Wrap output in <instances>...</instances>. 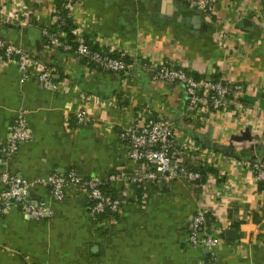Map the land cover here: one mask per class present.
<instances>
[{
    "label": "crops",
    "instance_id": "0c3cea01",
    "mask_svg": "<svg viewBox=\"0 0 264 264\" xmlns=\"http://www.w3.org/2000/svg\"><path fill=\"white\" fill-rule=\"evenodd\" d=\"M7 1L0 37L58 67L74 83L52 91L34 80L21 82L15 64L0 65V146L9 141L20 108L29 110L31 128V138L8 161L11 171L35 180L66 175L70 169L83 177H105L135 168L118 133L146 103L188 131L183 123L186 93L179 86L154 83L135 72L92 73L74 55L47 52L34 23H46L62 0ZM21 9L29 15L23 16L26 25L10 17ZM70 16L84 26L91 43H119L133 54L173 59L199 74L219 71L230 81L264 91V0H219L217 23L206 21L184 0H81ZM79 91L87 94L86 102ZM118 92L131 97L129 113L103 106ZM257 98L251 92L245 100L256 103ZM81 108L95 118L93 123L76 121ZM191 132L218 157L214 177L202 186L185 181L138 185L135 190L139 196L146 191V201L139 197L126 204L117 225L105 228L91 215L86 194L71 190L60 201L51 185L38 184L28 199L46 202L52 213L42 219L29 218L19 208L0 214V264H197L210 256L188 242L198 206L207 208L210 232L220 240V264H264V183L246 166L264 156V100L250 117H207ZM119 186H110L114 196Z\"/></svg>",
    "mask_w": 264,
    "mask_h": 264
},
{
    "label": "built area",
    "instance_id": "2783aa9c",
    "mask_svg": "<svg viewBox=\"0 0 264 264\" xmlns=\"http://www.w3.org/2000/svg\"><path fill=\"white\" fill-rule=\"evenodd\" d=\"M80 1L62 0L59 6L52 7L46 23L36 21L35 26L40 30L47 52L52 50L54 54L58 52L74 55L86 70L92 73L135 72L154 83L164 82L179 86L186 93L183 123L188 126V131L181 130L166 114H156L150 103H146L136 109L132 121L122 126L118 133L128 158L136 164L135 168L111 173L105 177H83L75 169H70L66 175L54 173L47 178L29 180L21 173L8 168V161L18 151L20 144L31 138L29 110L20 108L15 114L9 141L0 146V179L3 183L0 192V214L19 208L24 215L32 219L49 217L52 211L46 202L33 204L28 199L32 187L49 184L53 196L60 201L65 199L71 190L86 194L89 211L96 222L101 227L114 228L123 206L138 201L139 197L146 201V191L143 190L139 196L135 190L136 186H146L148 183L165 186L185 181L186 184L197 187L214 177L210 170L215 169L217 165L216 151L199 144L191 130L199 128L200 123L204 124L207 117L219 114L250 117L259 108V102L264 100V91L250 84L230 81L222 77L219 71L200 74L197 77L193 74L197 71L176 60L133 54L122 49L119 43H88L84 37V26L77 25L70 16L71 8L80 4ZM184 1L192 9L199 11L206 21L216 22L219 0ZM8 3L7 0H0V14L8 10ZM23 16L29 18L23 9L10 14L19 24L26 25L27 20L25 21ZM6 64L17 66L21 82L34 80L48 90H67L66 86L74 84L68 74L58 67L49 65L37 54L15 41L0 37V65ZM78 89V86L74 85L73 90ZM124 89L122 90L125 91ZM251 92H254L255 96L258 95L256 103L245 100ZM259 92H262V95L259 96ZM78 97L84 100L83 102L88 98L86 93L80 91ZM131 103V97L126 92H118L102 104L129 113ZM75 118L79 124L95 121L86 108H81ZM246 166L253 171L259 183H264V156L247 161ZM114 183H121L116 196L110 195L105 189V186H112ZM209 227L207 208L198 206L189 224L188 242L195 248L208 250L210 256L198 260L197 264H220L216 254L220 240L210 232Z\"/></svg>",
    "mask_w": 264,
    "mask_h": 264
},
{
    "label": "trees",
    "instance_id": "16d2710c",
    "mask_svg": "<svg viewBox=\"0 0 264 264\" xmlns=\"http://www.w3.org/2000/svg\"><path fill=\"white\" fill-rule=\"evenodd\" d=\"M62 2H60L59 4H61ZM67 16V15H66ZM68 17V16H67ZM36 23V22H35ZM35 23H34V25H35ZM72 38H73V36H71ZM88 41V40H87ZM88 43H91L90 41H88ZM195 76H200V74L198 73V72H194L193 73ZM196 139H197V141L199 142L200 141V136H199V134H196ZM203 172H207L205 169H203V168H200ZM210 171H212V172H214V169H211ZM105 189L107 190V192L110 194V195H112V196H114V194H115V192H116V190L114 189V188H112V187H110V186H105ZM101 216H105V214H101Z\"/></svg>",
    "mask_w": 264,
    "mask_h": 264
},
{
    "label": "water",
    "instance_id": "95a60500",
    "mask_svg": "<svg viewBox=\"0 0 264 264\" xmlns=\"http://www.w3.org/2000/svg\"><path fill=\"white\" fill-rule=\"evenodd\" d=\"M257 156L253 157L254 159L256 158ZM206 252H209L208 250H206Z\"/></svg>",
    "mask_w": 264,
    "mask_h": 264
}]
</instances>
